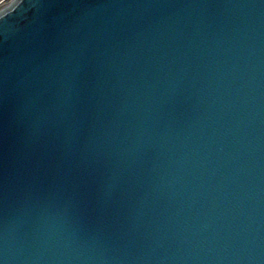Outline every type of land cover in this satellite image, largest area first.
<instances>
[{"label":"water","instance_id":"water-1","mask_svg":"<svg viewBox=\"0 0 264 264\" xmlns=\"http://www.w3.org/2000/svg\"><path fill=\"white\" fill-rule=\"evenodd\" d=\"M0 264H264V0L1 9Z\"/></svg>","mask_w":264,"mask_h":264},{"label":"rangeland","instance_id":"rangeland-1","mask_svg":"<svg viewBox=\"0 0 264 264\" xmlns=\"http://www.w3.org/2000/svg\"><path fill=\"white\" fill-rule=\"evenodd\" d=\"M12 0H0V10L11 3Z\"/></svg>","mask_w":264,"mask_h":264}]
</instances>
